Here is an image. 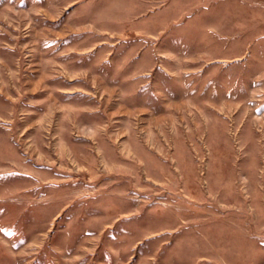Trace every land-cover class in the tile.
Wrapping results in <instances>:
<instances>
[{
	"label": "rangeland",
	"instance_id": "1",
	"mask_svg": "<svg viewBox=\"0 0 264 264\" xmlns=\"http://www.w3.org/2000/svg\"><path fill=\"white\" fill-rule=\"evenodd\" d=\"M0 264H264V0H0Z\"/></svg>",
	"mask_w": 264,
	"mask_h": 264
},
{
	"label": "bare ground",
	"instance_id": "2",
	"mask_svg": "<svg viewBox=\"0 0 264 264\" xmlns=\"http://www.w3.org/2000/svg\"><path fill=\"white\" fill-rule=\"evenodd\" d=\"M197 111V110H196Z\"/></svg>",
	"mask_w": 264,
	"mask_h": 264
}]
</instances>
